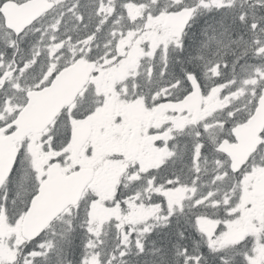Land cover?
Instances as JSON below:
<instances>
[{
  "label": "snow or ice",
  "instance_id": "obj_1",
  "mask_svg": "<svg viewBox=\"0 0 264 264\" xmlns=\"http://www.w3.org/2000/svg\"><path fill=\"white\" fill-rule=\"evenodd\" d=\"M0 264H264V0H0Z\"/></svg>",
  "mask_w": 264,
  "mask_h": 264
}]
</instances>
